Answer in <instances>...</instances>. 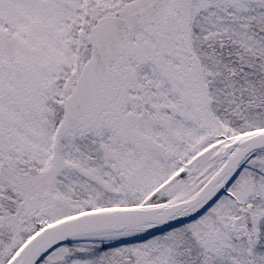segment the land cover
I'll use <instances>...</instances> for the list:
<instances>
[{
	"label": "snow or ice",
	"instance_id": "snow-or-ice-1",
	"mask_svg": "<svg viewBox=\"0 0 264 264\" xmlns=\"http://www.w3.org/2000/svg\"><path fill=\"white\" fill-rule=\"evenodd\" d=\"M0 264H264V0H0Z\"/></svg>",
	"mask_w": 264,
	"mask_h": 264
}]
</instances>
